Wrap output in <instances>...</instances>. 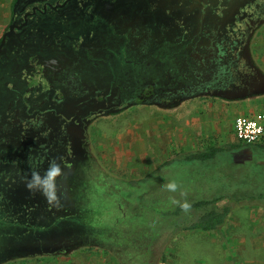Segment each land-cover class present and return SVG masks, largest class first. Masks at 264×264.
I'll list each match as a JSON object with an SVG mask.
<instances>
[{
    "label": "flooded vegetation",
    "instance_id": "flooded-vegetation-1",
    "mask_svg": "<svg viewBox=\"0 0 264 264\" xmlns=\"http://www.w3.org/2000/svg\"><path fill=\"white\" fill-rule=\"evenodd\" d=\"M263 28L264 0H0V214L17 209L18 187L33 171L43 175L55 161L65 174L55 209L43 195L21 199L24 212L6 230L24 231L4 230L10 241L0 246V264L19 248L24 256L29 241L39 253L68 250L70 238L51 234L63 214L79 227L71 193L87 180L76 166L83 170L85 158L101 168L91 145L101 119L264 97L252 92L264 91L256 51ZM44 206L61 219L33 232Z\"/></svg>",
    "mask_w": 264,
    "mask_h": 264
},
{
    "label": "rangeland",
    "instance_id": "rangeland-1",
    "mask_svg": "<svg viewBox=\"0 0 264 264\" xmlns=\"http://www.w3.org/2000/svg\"><path fill=\"white\" fill-rule=\"evenodd\" d=\"M257 40L260 42L257 56L264 64V28ZM252 92L264 95L262 90ZM258 99L256 104L197 100L171 111L137 107L119 116L101 119L91 141L101 168L98 169L96 161L88 163L85 158V163H81L83 170L76 166L83 171V180H87V186H76L71 193L75 208L72 216L79 227L69 224L68 215L63 214L61 221L57 211L51 213L45 206L42 208L45 213L39 212L38 219L31 223L33 232L34 227L49 231L51 226H57L56 218L60 220L55 233L51 229V240L55 236L70 238L68 250L64 248L58 255L52 254L54 250L39 253L29 241V253L22 256L26 248H19L21 251L16 253L21 255L3 263L264 264V149L257 145L241 147L233 128L237 116L264 111V97ZM210 146L221 148L214 158L206 161L189 158L188 154ZM148 171L151 172L145 180H138ZM106 175L133 179L137 187H128L115 179L119 187L111 189L105 183H115ZM172 180L180 186L175 193L164 187ZM18 188L20 198L16 197L18 201L14 203L17 209L1 210L6 213L0 214V246L10 241L4 237V230L14 236H19L16 231L19 234L24 231L17 225L13 230H6L10 218L23 214L20 208L23 201L28 196H41L27 186ZM181 191L186 197L180 196ZM144 198L149 209H143ZM172 198L189 202L217 199V202L190 209L186 217V213L174 218L169 216L168 222L159 223L162 229L154 235L156 217L163 216L155 209L172 211L176 207ZM43 202L55 209L46 199ZM219 206L230 208L223 225L210 231L186 228L203 210Z\"/></svg>",
    "mask_w": 264,
    "mask_h": 264
},
{
    "label": "trees",
    "instance_id": "trees-1",
    "mask_svg": "<svg viewBox=\"0 0 264 264\" xmlns=\"http://www.w3.org/2000/svg\"><path fill=\"white\" fill-rule=\"evenodd\" d=\"M242 143V142H241ZM249 145H257V146H260L262 148H264V143H257V144H249ZM207 149V150H206ZM204 151H201V152H194L193 154H188L189 158L191 159H198V160H201V161H206V160H209L210 158H214L216 155H218V151L221 150V148H217L215 146H210V148H206ZM187 156V157H188ZM181 157V156H180ZM156 170V169H155ZM149 172L151 171H148L146 172V175L142 178H139L138 180H145L147 175L149 174ZM107 176V179L110 180V181H113L115 179L117 180H121L122 182H125L128 187H131L133 188L134 186H136V182L135 180L133 179H128V178H125L121 175H119V178H117L116 176H113V177H110L108 175ZM145 178V179H144ZM115 183V182H114ZM106 186H110L111 189H114V187H116V189L119 187V183H115L114 185H111V184H107L105 183ZM137 187V186H136ZM108 190H110V188H108ZM142 197V196H140ZM137 198L139 199V196H137ZM217 202V199H213V200H200V201H197V202H190L191 203V209L194 210V209H200V208H204V207H208V206H211V205H214L215 203ZM144 206H143V209H149V207L147 206V202L144 198ZM155 207H153V210H154ZM157 212H161L163 213V216H159L158 214H156V216L158 215V217H156V223H157V227H156V233H154V235H158L160 230L162 229V227H160L162 221L165 222H168L166 220H169L170 217H173L176 215H181L183 213H186L185 214V217L187 216V213L189 212H184L181 210V208L176 205V207L172 210V211H161L159 210L158 208L155 209ZM145 211V210H144ZM155 212V211H154ZM153 212V213H154ZM169 212V213H168ZM230 213V208L229 206H222L219 208H206L205 210H203L202 213H200L199 215H197V219L195 217V221L191 222V224H189L186 228L187 229H200V230H204V231H210V230H214L216 228H218L219 226L223 225L228 217ZM189 214V213H188ZM170 216V217H169ZM190 216V215H188ZM155 218V217H154ZM159 224V226H158ZM179 223H175L174 225H178ZM139 231H142V230H139ZM155 237V236H154Z\"/></svg>",
    "mask_w": 264,
    "mask_h": 264
},
{
    "label": "clouds",
    "instance_id": "clouds-1",
    "mask_svg": "<svg viewBox=\"0 0 264 264\" xmlns=\"http://www.w3.org/2000/svg\"><path fill=\"white\" fill-rule=\"evenodd\" d=\"M64 170L61 165L52 161L43 175L39 171H33L31 177L27 180V188L33 192H39L50 205L58 206L60 204V180L64 177ZM166 190L175 193L180 189L179 184L175 181H169L164 185ZM186 193L181 191L180 196L186 197ZM172 203L178 205L182 211L188 212L191 209V203L187 200L172 198Z\"/></svg>",
    "mask_w": 264,
    "mask_h": 264
},
{
    "label": "built area",
    "instance_id": "built-area-1",
    "mask_svg": "<svg viewBox=\"0 0 264 264\" xmlns=\"http://www.w3.org/2000/svg\"><path fill=\"white\" fill-rule=\"evenodd\" d=\"M234 133L245 145L264 143V111L237 116L234 120Z\"/></svg>",
    "mask_w": 264,
    "mask_h": 264
},
{
    "label": "crops",
    "instance_id": "crops-1",
    "mask_svg": "<svg viewBox=\"0 0 264 264\" xmlns=\"http://www.w3.org/2000/svg\"><path fill=\"white\" fill-rule=\"evenodd\" d=\"M233 128H234V125H233ZM236 138H237V137H236ZM239 141H240V140H239ZM240 144H241V145H240L241 147L246 146L245 144H243V143H241V142H240ZM240 146H239V147H240ZM257 148H258V147H257ZM261 148H262V147H261ZM263 149H264V148H263ZM164 164H165V163H164Z\"/></svg>",
    "mask_w": 264,
    "mask_h": 264
}]
</instances>
